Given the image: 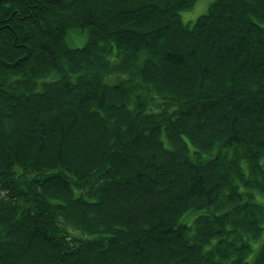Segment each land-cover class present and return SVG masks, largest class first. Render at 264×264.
<instances>
[{
    "label": "trees",
    "instance_id": "1",
    "mask_svg": "<svg viewBox=\"0 0 264 264\" xmlns=\"http://www.w3.org/2000/svg\"><path fill=\"white\" fill-rule=\"evenodd\" d=\"M197 1L0 0V264H264V0Z\"/></svg>",
    "mask_w": 264,
    "mask_h": 264
},
{
    "label": "rangeland",
    "instance_id": "2",
    "mask_svg": "<svg viewBox=\"0 0 264 264\" xmlns=\"http://www.w3.org/2000/svg\"><path fill=\"white\" fill-rule=\"evenodd\" d=\"M215 0H198L197 3L194 5L193 8L181 12V17L185 24L192 25L197 18L201 15L206 14L209 11L210 5ZM86 36L82 35L80 32L79 34L72 33L69 35L67 41L68 44L73 48L82 47L86 43ZM262 162L264 164V157L262 158ZM68 227L74 231L75 235H80L81 238H84V234L77 229V227L68 224Z\"/></svg>",
    "mask_w": 264,
    "mask_h": 264
},
{
    "label": "bare ground",
    "instance_id": "3",
    "mask_svg": "<svg viewBox=\"0 0 264 264\" xmlns=\"http://www.w3.org/2000/svg\"><path fill=\"white\" fill-rule=\"evenodd\" d=\"M255 71H256V69H255ZM261 72H262V71H260V69H258V71L255 73V76H253L254 79H259V78H261V77H262V76L260 75ZM244 90H245V88H244ZM244 90H243V91H244ZM263 99H264V98H263ZM262 101H264V100H262ZM252 129L255 130V131H253V133H254V136H253V137L255 138V137H257V136H256L257 134H255V133L257 132L256 129H258V128H252Z\"/></svg>",
    "mask_w": 264,
    "mask_h": 264
}]
</instances>
